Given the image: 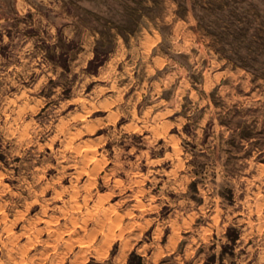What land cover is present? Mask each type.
Wrapping results in <instances>:
<instances>
[{
    "label": "rangeland",
    "instance_id": "374dc122",
    "mask_svg": "<svg viewBox=\"0 0 264 264\" xmlns=\"http://www.w3.org/2000/svg\"><path fill=\"white\" fill-rule=\"evenodd\" d=\"M0 264H264V0H0Z\"/></svg>",
    "mask_w": 264,
    "mask_h": 264
},
{
    "label": "bare ground",
    "instance_id": "6f19581e",
    "mask_svg": "<svg viewBox=\"0 0 264 264\" xmlns=\"http://www.w3.org/2000/svg\"><path fill=\"white\" fill-rule=\"evenodd\" d=\"M91 152V154L93 153V150H89ZM91 157V156H90ZM105 215V214H104ZM106 218H110V216L106 215ZM56 253V252H55ZM52 262V261H51Z\"/></svg>",
    "mask_w": 264,
    "mask_h": 264
}]
</instances>
